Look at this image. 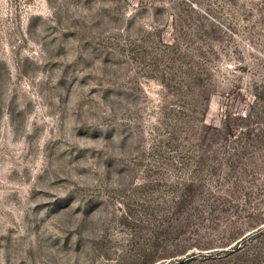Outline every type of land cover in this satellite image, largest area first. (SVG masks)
Instances as JSON below:
<instances>
[{
	"label": "rangeland",
	"instance_id": "1",
	"mask_svg": "<svg viewBox=\"0 0 264 264\" xmlns=\"http://www.w3.org/2000/svg\"><path fill=\"white\" fill-rule=\"evenodd\" d=\"M0 264H264V0H0Z\"/></svg>",
	"mask_w": 264,
	"mask_h": 264
}]
</instances>
